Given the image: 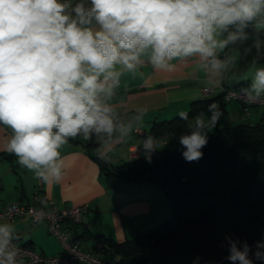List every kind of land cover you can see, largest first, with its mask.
Here are the masks:
<instances>
[{"label": "clouds", "instance_id": "obj_1", "mask_svg": "<svg viewBox=\"0 0 264 264\" xmlns=\"http://www.w3.org/2000/svg\"><path fill=\"white\" fill-rule=\"evenodd\" d=\"M250 36L245 52L255 55L240 95L246 103L264 102V0H0L4 150L37 179L59 181L61 150L70 140L95 138L99 150L123 142L143 122L146 109L125 121L110 103L125 72L135 74L145 63L170 70L174 61L192 60L220 82L236 58L219 54ZM208 111L210 117L202 110L190 122L189 112L178 113L186 122L179 136L186 162L203 158L223 115L215 101ZM141 149L151 163L155 138L147 136ZM18 239L13 224L0 223V264H18ZM224 240L228 264H264V240L255 252L247 240Z\"/></svg>", "mask_w": 264, "mask_h": 264}, {"label": "crops", "instance_id": "obj_2", "mask_svg": "<svg viewBox=\"0 0 264 264\" xmlns=\"http://www.w3.org/2000/svg\"><path fill=\"white\" fill-rule=\"evenodd\" d=\"M236 53L234 51L232 54L236 62L220 81L228 87L248 82L245 77L251 76V67L245 72L237 70L239 54ZM219 56L224 59L225 50ZM173 63L176 67L170 70L155 69L145 63L137 73L125 72L121 76L117 95L110 103L118 106L121 119L125 121L132 120V112L137 108L146 109L143 122L134 123L133 133L123 142L99 150L95 138L88 141L79 137L70 140L61 150L63 175L59 181H53L52 177L49 182L37 179L34 173L20 166L17 158L4 150L8 133L0 129V209L12 204H36L39 208L55 211L88 206L79 234L88 232L91 235H103L119 244L150 231V227L156 225L158 214L169 217L173 212L171 204L155 183L116 178L110 184L97 157L98 153L100 157H107L103 159L111 169L133 160L145 159L141 142L155 124L172 121L178 118L181 111L190 112L195 102L219 96L217 93L209 97L204 93V89H215L220 82L210 80L195 61ZM220 109L223 115L219 120L225 126L256 125L264 118L263 108H253L246 115L235 102ZM210 115L211 112L205 114L206 118ZM137 128L143 134L136 133ZM183 131L164 137L161 149L167 150L178 145ZM134 148L141 150L138 158L131 156ZM7 223L13 224L18 240L23 245L47 256L62 253L58 239L49 233L45 224L35 225L26 217ZM91 242L86 241L85 246L88 248Z\"/></svg>", "mask_w": 264, "mask_h": 264}, {"label": "trees", "instance_id": "obj_3", "mask_svg": "<svg viewBox=\"0 0 264 264\" xmlns=\"http://www.w3.org/2000/svg\"><path fill=\"white\" fill-rule=\"evenodd\" d=\"M252 42L250 36L244 43L225 49V56L238 52L239 72L251 67L255 49L251 53H246L245 49ZM247 84L226 87H247ZM212 101L220 108L235 102L225 101L222 94L195 102L189 112V122L199 111L207 114ZM242 112L246 114L243 108ZM221 123L219 120L216 130L208 134V144L202 149L203 158L197 162L183 159L180 144L172 150L161 147L152 154L151 163L137 159L115 169H111L105 159L97 157L110 184L117 178L137 183L151 181L159 186L170 201L173 218L136 240L121 244L103 235L79 234L83 223H69L74 239L112 264H192L197 257L198 264H228L222 259L228 254L226 235L247 240L255 252L256 242L264 240V118L256 125L224 126ZM184 129L186 122L176 118L155 124L146 137L162 140ZM88 240L92 242L87 248Z\"/></svg>", "mask_w": 264, "mask_h": 264}, {"label": "built area", "instance_id": "obj_4", "mask_svg": "<svg viewBox=\"0 0 264 264\" xmlns=\"http://www.w3.org/2000/svg\"><path fill=\"white\" fill-rule=\"evenodd\" d=\"M239 88H227L220 82L215 89L206 88L204 93L213 96L215 93L222 94L227 102H238L243 111L249 114L254 107H263L264 102L246 103L240 95ZM136 133L143 134L137 128ZM157 150L163 146L161 139H156ZM140 151L137 148L131 150V156L138 158ZM88 206L79 208H65L59 211L39 208L36 204H12L0 209V223L2 221L13 222L17 218H29L35 225L45 224L51 235L56 237L62 247V253L57 256H47L36 252L30 247L23 245L19 240L15 243L19 248L18 264H112L86 250L80 241L75 240L72 232L68 229L69 223L81 225L84 216L88 213Z\"/></svg>", "mask_w": 264, "mask_h": 264}, {"label": "rangeland", "instance_id": "obj_5", "mask_svg": "<svg viewBox=\"0 0 264 264\" xmlns=\"http://www.w3.org/2000/svg\"><path fill=\"white\" fill-rule=\"evenodd\" d=\"M236 54H238V53H236ZM264 109V108H263ZM222 122V121H221ZM221 125H223V123H221ZM225 126V125H224ZM212 132H214V130L212 131ZM176 145H173L172 147H170V149H167V150H172L174 147H175ZM159 187V186H158ZM160 188V187H159ZM161 189V188H160ZM162 191V190H161ZM163 192V191H162ZM164 194V193H163ZM164 197L169 201V199L165 196V194H164ZM170 202V201H169ZM157 214H158V212H157ZM162 214L160 213V214H158V219L155 221V223H156V225H153V227H150L151 229L150 230H152L153 228H156V227H158V226H160V224L163 222V221H165V220H167V219H172L173 218V212H172V214L169 216V217H167V218H165V217H162L161 216ZM154 223V224H155ZM152 225H150V226H152ZM137 239V237H135L134 238V240H136ZM130 241H133L132 239H130ZM51 256V255H50ZM57 256V255H56Z\"/></svg>", "mask_w": 264, "mask_h": 264}]
</instances>
